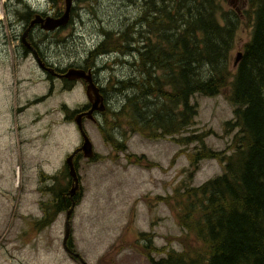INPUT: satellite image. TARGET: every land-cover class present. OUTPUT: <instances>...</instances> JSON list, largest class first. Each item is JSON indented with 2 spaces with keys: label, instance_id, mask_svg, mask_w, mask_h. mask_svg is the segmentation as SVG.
Wrapping results in <instances>:
<instances>
[{
  "label": "rangeland",
  "instance_id": "1",
  "mask_svg": "<svg viewBox=\"0 0 264 264\" xmlns=\"http://www.w3.org/2000/svg\"><path fill=\"white\" fill-rule=\"evenodd\" d=\"M49 2L0 0V22H17V12L22 16L29 10L44 12L51 6ZM225 5L236 10L244 23V0H229ZM73 9L68 33L46 46V56L57 65H65L72 57L88 52L103 40V30L119 31L138 13V7L129 6L126 0H75ZM9 34V28L0 31V264H83L63 248L65 212L46 227L36 224L40 230L34 231L33 227L41 219V203L51 199L47 187L56 185L63 189L69 185L65 161L80 145V135L67 119L68 109L74 111L85 102L83 85L77 84L70 94L54 81L51 97L42 98L51 88L45 74L32 58L15 57L16 43ZM247 38L243 26L238 31L232 67ZM128 58L132 59L112 55L110 60L98 58L96 64L104 80L121 81L135 73ZM228 91L192 98L198 107L195 127L211 132L204 144L214 151L225 150L232 138V134L225 133V124L234 119L237 105L228 101ZM111 98V109L123 101V96ZM101 122L103 125V118ZM84 130L95 158L75 160L80 200L71 215L67 245L71 242V249L86 264H151L135 244L140 234H149L150 243L156 248L182 250L178 239L184 235L176 214L160 199L172 197L188 185L201 186L220 176L224 166L217 160H202L192 171L186 154L177 156L183 148L169 139L146 140L138 135L118 134L126 151L116 152L104 142L98 125L86 123ZM187 149L192 150L193 146L183 150ZM128 155L144 160L134 164ZM53 177L58 182L51 180ZM188 242L192 244L191 239ZM141 244L145 242L142 240ZM165 256L152 253L155 261Z\"/></svg>",
  "mask_w": 264,
  "mask_h": 264
},
{
  "label": "trees",
  "instance_id": "2",
  "mask_svg": "<svg viewBox=\"0 0 264 264\" xmlns=\"http://www.w3.org/2000/svg\"><path fill=\"white\" fill-rule=\"evenodd\" d=\"M50 1L62 13L63 3ZM126 1L138 7L137 16L119 31H103L106 40L88 56L93 62L128 55L135 70L125 80L107 81L108 92L123 101L104 112L101 137L116 152L126 151L118 134L169 139L183 149L193 146L177 154H186L192 171L202 160L224 166L220 176L201 186L188 185L160 199L176 214L182 250L156 248L149 234H140L135 244L151 264H264V0H244V23L225 5L229 0ZM31 12L17 14L28 19ZM243 26L248 38L232 67ZM227 89L228 101L237 105L234 119L225 124L232 138L225 150L214 151L204 144L211 132L195 127L198 107L192 98L218 96ZM127 159L140 164L144 157ZM69 185L47 187L54 211L37 223L41 228L70 209ZM79 200L76 194V205ZM153 252L166 256L155 261Z\"/></svg>",
  "mask_w": 264,
  "mask_h": 264
},
{
  "label": "flooded vegetation",
  "instance_id": "3",
  "mask_svg": "<svg viewBox=\"0 0 264 264\" xmlns=\"http://www.w3.org/2000/svg\"><path fill=\"white\" fill-rule=\"evenodd\" d=\"M61 3H63V2H61ZM74 3H75V0H73V8H74ZM49 5H51V6H49L48 9L44 12H38L36 10H33V11L31 10L32 11L31 16L28 19H21L20 18V19H18L17 22H14V23L0 22V31L7 30L8 28L10 29L9 38H10V40H13L16 43L15 57H17L18 59H24V60L29 58V57L32 58L34 60V62L36 63L37 67L39 68V70L43 74H45L46 82L49 83V86L51 88H50L49 93L47 95L43 96L42 98L47 99V98L51 97V95H49V94L51 93V90L53 91L54 81L61 83V88H64L66 91H69L68 93H70V94L74 92L77 84L83 85V91H84L85 96H86L85 102L78 104L77 108L74 111L69 110L70 114L68 115L69 117H67V119H69L71 121V123L76 126V128L78 130V127L75 123V119L79 115L86 114L92 107L91 103L89 102L88 95L86 93V87L87 86H86V83L84 82V80L83 81L82 80H72L71 81V80L64 78L63 75L69 69L83 70L86 73H91L93 83L98 88L99 95L103 99L104 105L106 107L105 111H107L108 109H111L110 103H111V99H112L111 98L112 94H110L107 90V81L104 80V78L102 77V71L100 70V68L96 64L97 59L95 61H93V63L91 62L90 59H88V56L90 53L89 51L84 52L80 56L77 55L75 57H72L68 61V63H66L65 65H63L61 63H59V65H57V63L48 59V57L46 56V53H45V52H47V49H48V47H46V46H49V45L52 46L53 44H55L61 40L59 38L64 33H68V29L70 28V23L72 22L73 17H74V9L72 8L69 23L65 27L57 28L53 31L43 30L41 28L40 24L31 25V22L34 19V16L36 14H39L42 18H45L47 16L52 17V18H59L62 16L63 11H62V13L58 14V12L53 7L51 1L49 2ZM65 36H67V34ZM24 37H25V41H24ZM97 44H96V46H97ZM2 46H4L3 40H2ZM36 58H37V60H36ZM105 59H107V58H105ZM38 60H39L40 64H42V68L40 67V65L38 63ZM86 61H88V62H86ZM90 66H92V67H90ZM50 70H52V72H50ZM90 97L92 98V101L94 100V98H96V96H94L93 93L90 94ZM104 112H99L98 110H96L93 113V119L92 120L88 119L87 116L83 115L82 118L80 119V123H81L82 128L84 129V124H86V123H92V124H95L98 126L102 125V122L101 123H99V122L103 118ZM16 114H19V112ZM103 121H104V119H103ZM82 143H83V140H82V137L80 136V145L78 146V148L82 145ZM80 157H82L81 152L77 153L74 156V158H73L74 164H75V160L77 158H80ZM94 158H95V155H94ZM65 170H66L67 175H68V171H67L66 167H65ZM67 179H68V182L70 184L69 185V188H70L71 187V181H70L68 176H67ZM41 205H44V206L47 205V206H49V208H44V209L42 208L41 219H39L38 221H36L33 224V227L35 228L34 231L38 230L36 228L37 222H40L42 219L48 218L50 216V214L54 211V209H51L52 205H54V203H52V199H50V201L48 203H45V204L41 203Z\"/></svg>",
  "mask_w": 264,
  "mask_h": 264
},
{
  "label": "water",
  "instance_id": "4",
  "mask_svg": "<svg viewBox=\"0 0 264 264\" xmlns=\"http://www.w3.org/2000/svg\"><path fill=\"white\" fill-rule=\"evenodd\" d=\"M61 2L63 0H60ZM73 0H64V12L61 17L59 18H52V17H45L42 18L39 14H36L34 16V19L31 22V25L34 24H40L41 28L45 31H53L57 28H62L65 27L69 21H70V14L72 10V5H73ZM25 41V37H24ZM241 58V53H237L236 58H235V65L239 62ZM37 60V58H36ZM38 63L40 67L42 68V64H40L39 60ZM52 72V70H50ZM54 74V73H53ZM64 78L68 80H84L86 83V93L88 95L89 102L91 103L92 107L91 109L86 113L83 114L84 116H87L88 119L92 120L93 119V113L98 110L99 112H104L105 111V105L103 102V99L99 95V90L98 88L94 85L91 73H86L83 70H77V69H69L64 75ZM93 93L96 98L92 101V98L90 97V94ZM83 115H79L75 119V123L78 127L79 133L82 137L83 143L80 148H77L76 150L73 151L71 155H69L65 161V165L68 168V175L69 178L71 179V187L69 189V197L72 201L70 209L66 212V218H65V233H64V238H63V248L65 251L74 256L75 258L79 259L83 264H86L81 256L77 253H73L72 250L68 247L67 241L69 239L70 233H71V224H70V219L71 215L74 211L75 208V202H74V197L76 196L79 188H80V181H79V176L76 170V167L73 162L74 156L81 152L83 157L85 159H92L94 157V150H93V145L91 140L89 139L88 135L85 133L84 129L81 126L80 119L82 118Z\"/></svg>",
  "mask_w": 264,
  "mask_h": 264
},
{
  "label": "bare ground",
  "instance_id": "5",
  "mask_svg": "<svg viewBox=\"0 0 264 264\" xmlns=\"http://www.w3.org/2000/svg\"><path fill=\"white\" fill-rule=\"evenodd\" d=\"M103 31H104V30H103ZM107 33H109V32H107ZM102 34H104V33H102ZM114 35H115V33H114ZM107 37H108V36H107ZM107 37H106V38H107ZM109 37H110V36H109ZM111 37H112V36H111ZM104 39H105V38H104ZM105 40H106V39H105ZM105 40H103V41H105ZM101 43H103V42H101ZM94 44H95V43H94ZM100 45H101V44H100ZM97 47H98V46H97ZM91 52H92V51H91ZM45 53H46V52H45ZM117 53H118V52H117ZM110 54H111V53H110ZM135 54H136V53H135ZM99 56H100V55H99ZM127 56H128V55H127ZM108 57H109V56H108ZM136 57H137V56H136ZM97 58H98V57H97ZM103 58H104V57H103ZM134 58H135V57H134ZM88 59H89V58H88ZM101 59H102V58H101ZM97 60H98V59H97ZM120 60H121V59H120ZM83 61H84V60H83ZM86 62H88V61H86ZM92 63H93V62H92ZM97 63H98V62H97ZM113 63H114V62H113ZM90 67H92V66H90ZM134 67H135V66H134ZM100 72H101V71H100ZM134 74H135V73H134ZM99 78H100V77H99ZM82 81H83V80H82ZM103 89H104V88H103ZM133 92H134V91H133ZM134 93H135V92H134ZM134 93H133V94H134ZM124 94H125V93H124ZM196 97H197V96H196ZM196 97H195V98H196ZM193 101H194V100H193ZM229 121H230V120H229Z\"/></svg>",
  "mask_w": 264,
  "mask_h": 264
}]
</instances>
